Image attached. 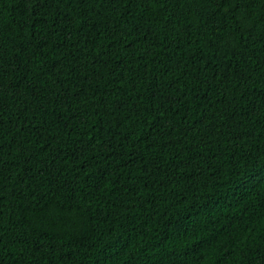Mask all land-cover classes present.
<instances>
[{"label":"trees","instance_id":"trees-1","mask_svg":"<svg viewBox=\"0 0 264 264\" xmlns=\"http://www.w3.org/2000/svg\"><path fill=\"white\" fill-rule=\"evenodd\" d=\"M0 264H264V0H0Z\"/></svg>","mask_w":264,"mask_h":264}]
</instances>
